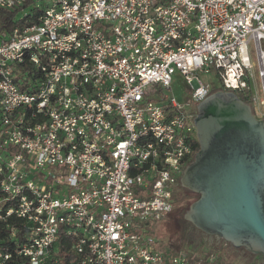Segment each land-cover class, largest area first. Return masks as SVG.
<instances>
[{
    "label": "built area",
    "instance_id": "obj_1",
    "mask_svg": "<svg viewBox=\"0 0 264 264\" xmlns=\"http://www.w3.org/2000/svg\"><path fill=\"white\" fill-rule=\"evenodd\" d=\"M217 91L264 121V0H0V264H224L151 229Z\"/></svg>",
    "mask_w": 264,
    "mask_h": 264
},
{
    "label": "water",
    "instance_id": "obj_2",
    "mask_svg": "<svg viewBox=\"0 0 264 264\" xmlns=\"http://www.w3.org/2000/svg\"><path fill=\"white\" fill-rule=\"evenodd\" d=\"M199 147L180 176L197 194L183 218L207 235L260 254L264 264V121L232 92L197 104Z\"/></svg>",
    "mask_w": 264,
    "mask_h": 264
},
{
    "label": "rangeland",
    "instance_id": "obj_3",
    "mask_svg": "<svg viewBox=\"0 0 264 264\" xmlns=\"http://www.w3.org/2000/svg\"><path fill=\"white\" fill-rule=\"evenodd\" d=\"M203 81L219 87L218 75L212 71L209 75L203 76ZM185 86L178 73L173 74L171 81V90L166 91L167 95H173L180 99L183 97ZM184 193L183 190L177 192V195ZM190 196L176 205V211H172L166 218L157 223H152L151 229L158 241L156 248L166 254H171L177 249L187 250L189 258L195 257L196 251L213 250L224 253V264H261L262 257L256 256L252 261L248 253L242 250H235L231 245L222 239L209 240L207 236L193 229L183 218L184 212L189 204L197 198V194L187 192ZM175 210V209H174ZM251 260V261H250Z\"/></svg>",
    "mask_w": 264,
    "mask_h": 264
},
{
    "label": "trees",
    "instance_id": "obj_4",
    "mask_svg": "<svg viewBox=\"0 0 264 264\" xmlns=\"http://www.w3.org/2000/svg\"><path fill=\"white\" fill-rule=\"evenodd\" d=\"M198 147H199V144L196 141L195 144H194V150L196 151L198 149ZM189 197L190 196L187 194V192L181 193L180 195H177V194H173L172 193V196H171V210L166 214V216L164 217V219L166 220V218L171 214L172 211H176V205L177 204H179V203H181V202H183L185 200H188ZM4 232L5 231H4L3 227L0 224V235H3ZM60 246H61V250H64L68 246L67 241H63L62 240V243H60ZM218 257L223 260L224 259V253L222 251L219 252L218 253ZM69 258H71L70 255H68L67 257H65L64 258V262L68 261Z\"/></svg>",
    "mask_w": 264,
    "mask_h": 264
},
{
    "label": "flooded vegetation",
    "instance_id": "obj_5",
    "mask_svg": "<svg viewBox=\"0 0 264 264\" xmlns=\"http://www.w3.org/2000/svg\"><path fill=\"white\" fill-rule=\"evenodd\" d=\"M196 151H197V150H196ZM180 190H183V192H191L190 190H188V189H186V188H184V187L181 186V184H180V178H179V179H178V182H177L176 186L174 187L172 193H173V194H177V192L180 191ZM187 222H188V221H187ZM188 223H189V222H188ZM189 224H190L191 227H193V229L198 230V229H196L191 223H189ZM198 231H199L200 233L204 234L205 236H207V237L209 238V240H213V239L218 240V239H219V238H217L216 236H213V235H207V234L201 232L200 230H198ZM231 247L234 248L235 250H242L243 252L248 253V254L250 255L252 261L256 258V256H258V255L261 256L260 254H254V253H251V252L245 250L243 247H239V248H235V247H233V246H231ZM251 260H250V261H251Z\"/></svg>",
    "mask_w": 264,
    "mask_h": 264
}]
</instances>
